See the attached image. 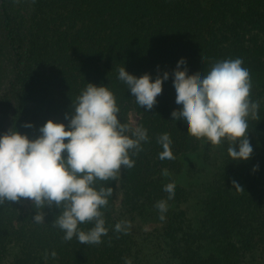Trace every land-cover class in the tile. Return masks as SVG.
Returning <instances> with one entry per match:
<instances>
[{
  "label": "trees",
  "instance_id": "obj_1",
  "mask_svg": "<svg viewBox=\"0 0 264 264\" xmlns=\"http://www.w3.org/2000/svg\"><path fill=\"white\" fill-rule=\"evenodd\" d=\"M181 58V70L201 76L214 62L241 58L250 71V100L259 102L258 119L248 117L251 157L231 160L223 140L198 185L178 175L188 155L213 145L189 135L184 120L172 119L182 108L172 75ZM121 67L137 78L148 73L153 82L169 73L153 109L136 103L118 78ZM88 83L112 91L120 122L130 127L135 113L149 137L142 151L130 153L134 167L121 166L117 181H97V190L113 189L101 209L108 233L98 245L64 241L53 226L60 209L38 210L23 198L5 201L0 264H124L125 258L132 264H264V0H0V136L15 127L35 139L49 120L67 126L65 114ZM164 133L174 160L159 159L157 138ZM172 182L175 196L168 200L163 188ZM161 199L169 206L164 221L155 207ZM36 211L45 213L43 224L34 222ZM120 221L161 226L153 241L140 240L137 229L116 232ZM79 227L88 231L94 223Z\"/></svg>",
  "mask_w": 264,
  "mask_h": 264
},
{
  "label": "clouds",
  "instance_id": "obj_2",
  "mask_svg": "<svg viewBox=\"0 0 264 264\" xmlns=\"http://www.w3.org/2000/svg\"><path fill=\"white\" fill-rule=\"evenodd\" d=\"M242 64L241 58L217 61L204 76L200 72L188 75L186 66L181 70L186 65L181 58L172 73L175 102L182 105L171 113L172 119L184 120L189 135L205 138L213 146L227 139L228 153L236 161H246L253 153L248 139V117L258 119L259 108L258 101L250 100V71ZM118 78L127 85L139 106L151 110L169 73L158 74L153 82L148 73L137 78L121 67ZM119 112L112 91L88 83L73 103V111L65 114L67 126L49 120L40 127L41 135L35 139L10 128L0 136V204L20 202L23 198L38 210L54 205L61 211L53 226L65 233L64 241L75 237L80 244L102 243L108 229L101 209L108 205L113 189L101 186L97 190V181H117L121 166L134 167L130 153L138 154L142 142L149 140L146 128H130L121 123ZM23 127L33 125L25 123ZM157 143L163 148L159 159H175L168 133L159 135ZM162 175L167 177L170 173L164 169ZM232 185L237 191H244L236 181ZM163 191L168 193V200L174 199L175 183H168ZM155 207L160 212L159 219L164 221L169 207L167 200L157 201ZM44 219L45 213L36 211L34 222L43 224ZM86 223H94V227L82 230L79 225ZM129 229V221L115 225L116 232L127 234ZM56 255L51 252L53 258ZM124 264H132L131 259L125 258Z\"/></svg>",
  "mask_w": 264,
  "mask_h": 264
},
{
  "label": "rangeland",
  "instance_id": "obj_3",
  "mask_svg": "<svg viewBox=\"0 0 264 264\" xmlns=\"http://www.w3.org/2000/svg\"><path fill=\"white\" fill-rule=\"evenodd\" d=\"M138 123V116L135 113H131L129 116V124L130 128L137 127ZM5 125L7 123H4ZM211 150L205 151L204 148H202L198 153L188 155L185 162H184V169L183 171L178 175V179L181 180V182H184V180L188 179L189 176L193 177L194 179L190 180L194 182L195 184H201V181L208 176V173L211 171V162L213 160V157L216 152L217 146H211ZM209 154L210 156H207ZM186 184V183H185ZM121 194H118L116 198V204L117 207L120 203ZM24 205L28 206V204L31 202L30 200L23 199ZM161 224L149 222L145 224L138 225L137 222H130V228L137 229L140 233V240H147V238H152L153 241V232L160 228ZM147 235V236H146Z\"/></svg>",
  "mask_w": 264,
  "mask_h": 264
}]
</instances>
